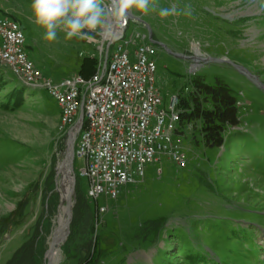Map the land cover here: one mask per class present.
<instances>
[{"label":"rangeland","instance_id":"374dc122","mask_svg":"<svg viewBox=\"0 0 264 264\" xmlns=\"http://www.w3.org/2000/svg\"><path fill=\"white\" fill-rule=\"evenodd\" d=\"M156 2L160 7L191 4L194 9L191 18L162 19L157 12H133L142 20L132 17L120 41L125 45L130 41L134 50L132 38L141 43L138 33L149 34L144 21L150 24L155 37L148 35V40L156 48L152 56L163 96L160 108L168 110L171 97L184 92L196 75L209 83L219 75L238 98L240 124L226 129L225 144L219 148L204 144L200 120L184 127L179 124L188 156L185 167L164 156L147 165L144 177L136 174L135 181L123 185L117 199L102 195L99 204L107 205L108 211L92 233L99 246L98 263L190 264L186 254L196 249L210 254V264H264V88L239 68L264 84V0ZM30 6L31 0H0V18L21 24L26 51L45 77L71 78L79 73L85 56L100 57L102 42L106 46L108 41L104 35H96L89 43L67 40L61 32L49 42ZM194 41L204 58L199 62L191 58L196 54ZM118 44H112L110 52ZM23 88L13 80L11 70L0 68V264L32 234L44 207L46 178L65 158L66 147L60 152L59 144L68 141L59 129L55 98L46 89L25 88L23 101L14 103L13 93ZM83 165V159H75L81 193L95 209L96 201L88 197V177L81 172ZM59 177L56 170L60 204L49 248L62 207ZM12 215V220L5 221ZM159 217L167 222L156 231L147 221ZM70 234L71 226L57 264H78L85 255L86 236H78L67 249Z\"/></svg>","mask_w":264,"mask_h":264},{"label":"built area","instance_id":"2783aa9c","mask_svg":"<svg viewBox=\"0 0 264 264\" xmlns=\"http://www.w3.org/2000/svg\"><path fill=\"white\" fill-rule=\"evenodd\" d=\"M148 35L138 33L141 43L132 38L134 50L130 41L125 50H118L117 45L114 61L105 60L106 46L121 42L107 38V45L103 41L100 47V57L96 56L99 62L91 77L78 73L54 81L36 75L29 66L27 56L19 51L17 31L12 30L6 17L0 26V66L41 84L49 94L61 96L59 107H66L63 126L67 118H77L68 137L75 138V159L84 162L81 172L89 180L88 197L96 201V228L108 211L107 205L99 204L102 195L117 199L123 185L135 181L136 174L144 177L147 165L164 156L181 167L188 162L177 119L185 111L180 107V98L192 90V82L184 92L171 97L168 110L160 108L163 96L157 86V61L152 56L156 48ZM105 66H112V74H105ZM76 98H83V122L74 113Z\"/></svg>","mask_w":264,"mask_h":264},{"label":"trees","instance_id":"16d2710c","mask_svg":"<svg viewBox=\"0 0 264 264\" xmlns=\"http://www.w3.org/2000/svg\"><path fill=\"white\" fill-rule=\"evenodd\" d=\"M98 62L99 60L96 56H85L80 65L79 73L86 77H91L97 69ZM14 79L16 83L21 84L29 91L38 92L41 90L27 86L13 76ZM192 86V90L180 98V107L185 110L181 115L180 126L184 127L187 122L200 120L204 144L209 148H219L225 144L226 129L240 124L238 98L230 84L219 75L215 77V82L213 83L206 82L202 77L196 75L192 79ZM25 88L15 90L12 96L14 103L23 101ZM66 145V139L61 140L59 144L60 152L64 150ZM55 176L54 165L46 178L43 190L44 207L34 230L29 238L14 251L5 264H46L45 255L49 248L48 238L52 230L53 218L60 204V195L55 190ZM75 197L74 218L66 248L68 249V245L77 239L78 236H86V242L84 243L86 252L78 264H100L98 263V242L92 236L95 230V209L89 206L87 199L81 193L79 180ZM46 203L47 206H45ZM13 217L12 215L5 221L8 222ZM147 222L156 231H159L166 224L167 218L159 217ZM6 229H10V227L6 226ZM189 248H192V246L189 245ZM186 256L190 260V264H210L209 260L212 258L210 254L197 252L196 249H190Z\"/></svg>","mask_w":264,"mask_h":264},{"label":"clouds","instance_id":"9594fccd","mask_svg":"<svg viewBox=\"0 0 264 264\" xmlns=\"http://www.w3.org/2000/svg\"><path fill=\"white\" fill-rule=\"evenodd\" d=\"M30 7L49 42L63 32L67 40L91 43L96 35H106L112 23L123 21L133 12H157L162 19L194 15L191 4L160 7L156 0H31Z\"/></svg>","mask_w":264,"mask_h":264},{"label":"bare ground","instance_id":"6f19581e","mask_svg":"<svg viewBox=\"0 0 264 264\" xmlns=\"http://www.w3.org/2000/svg\"><path fill=\"white\" fill-rule=\"evenodd\" d=\"M8 21H10V26L12 30L17 31V37H19V51L23 52V55L27 56L29 60V66H32L34 68V72H36V75H43L42 70L37 66V64L30 58L28 52L26 51V37L24 30L21 26V24L9 17H6ZM131 17L128 16V20H123V27H116V23L111 24V28L108 31L106 35H104V38H114V41H121L126 37V30L130 24ZM3 24V18H0V26ZM194 47L198 55H201L202 52L200 50L199 44L197 41H194ZM111 46H106L105 51V60L106 61H114L116 57V50L114 49L112 52H110ZM118 50H125V44L119 43L118 44ZM2 66H0L1 68ZM11 73L13 76L22 82L23 84L36 88V89H43V86L41 84H35L33 81H29L28 79H24V77H21L19 73H16L15 70H11ZM105 74H112V66H105ZM47 80H52L50 78H47ZM52 97L55 98L58 106H62V97L61 96H55L53 94H50ZM83 107V98H76V105H74V113L76 117H80L81 108ZM184 111H181L179 113V119H177V128L181 131V128L179 126L181 115ZM59 113H60V124L59 129L62 132L64 138L68 137L70 134H72V130L75 129V125H77V118H67L66 119V126L64 125L65 118H66V107H59ZM63 170L60 171V177H59V184H60V191L62 194L63 199L65 200L68 193V186L69 182L65 178V175L62 174ZM66 207L63 204L61 207V212L59 213V217L57 219L56 229L53 233V237L51 240L52 250L48 253V259L51 260V264H57L58 260L61 256L60 246L62 242L66 238L67 229L65 227V224L67 222V217H65L63 211H65Z\"/></svg>","mask_w":264,"mask_h":264},{"label":"water","instance_id":"95a60500","mask_svg":"<svg viewBox=\"0 0 264 264\" xmlns=\"http://www.w3.org/2000/svg\"><path fill=\"white\" fill-rule=\"evenodd\" d=\"M129 17H131V18L133 17V18H137L139 20H142L140 17L134 16L133 13L131 15H129ZM144 22L149 28L150 38L153 39V32H152V28L150 27V24L146 21H144ZM122 23H123V21L116 23V27H123ZM161 45L166 46L165 44H161ZM108 46H109V44H108ZM177 55L184 57V56L180 55L179 53H177ZM191 58L195 62H199L198 59L203 58V57L198 55V53L196 52V54L191 56ZM209 60H214V59L212 57H209ZM239 68H241V70L247 72L251 78H255L257 83L264 88V84H262L260 82V80L258 79V77L256 75L249 73L248 70H246L243 67H239ZM84 115H85L84 109L82 107L81 113H80V121L81 122H83V120H84ZM64 154H65V158H64L62 163H59L56 170H57V175L60 174V171L63 170L62 174L65 175V178L69 182L68 193H67V197L65 200L63 199L62 194H61V205H63L65 203V207H66L65 213L67 216V222L65 224V227L67 229V234H66V238H67L69 235V232H70L71 222H72L73 217H74V210H73L74 205H75L74 194H76V185L78 182V175H77V172L75 171V167H74V161H75V138L74 137H72V136L68 137V141H67L66 149L64 150ZM58 183H59V180H57V184ZM57 190L60 191V187H57ZM60 193H61V191H60ZM52 248L53 247L50 244V248L48 249L47 254H46L47 264H51V260L48 259V253H49V251L52 250Z\"/></svg>","mask_w":264,"mask_h":264}]
</instances>
